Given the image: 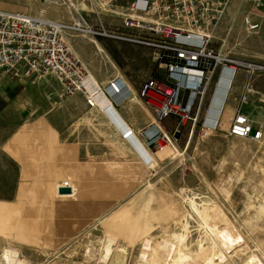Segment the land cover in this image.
Masks as SVG:
<instances>
[{
	"label": "rangeland",
	"instance_id": "rangeland-1",
	"mask_svg": "<svg viewBox=\"0 0 264 264\" xmlns=\"http://www.w3.org/2000/svg\"><path fill=\"white\" fill-rule=\"evenodd\" d=\"M131 1L0 0V9L29 15L45 9L54 21L72 29L70 14L80 4V12L73 10L79 20L115 30L121 24L115 12H122ZM248 15L262 21L264 7L257 10L252 0H233L216 28L214 46L236 58L264 64V33L262 28L245 29L243 19ZM72 30L66 32L67 42L82 62L91 56L96 61L110 57L136 67L139 55L150 53ZM254 78L246 112L264 133L260 94L264 75ZM241 85L238 81L236 93ZM60 89L51 78L36 84L16 80L0 84V264H5L6 250L16 252L25 264H150V252L159 264H170L177 245L173 235L183 234L186 224L188 237L182 252L190 262L185 264H209L204 251L211 245L212 225H227L223 236L231 264H244L250 256L264 264V137L259 141L228 137L227 128L191 133L187 126L176 139L177 120L169 118L162 125L175 138L177 151H160L157 145L148 148L121 115L114 114L147 166L107 140L89 144L83 152L90 156L85 158L71 145L68 128L82 119L72 111L83 107L73 98L85 99L60 97ZM60 127L63 132L56 133ZM66 183L72 193L59 194Z\"/></svg>",
	"mask_w": 264,
	"mask_h": 264
},
{
	"label": "built area",
	"instance_id": "built-area-1",
	"mask_svg": "<svg viewBox=\"0 0 264 264\" xmlns=\"http://www.w3.org/2000/svg\"><path fill=\"white\" fill-rule=\"evenodd\" d=\"M232 1L135 0L122 12H115L121 17L115 30H106L103 24L94 28L79 19L72 30L71 26L48 19L42 11L29 15L0 9V84L5 80L36 84L51 78L61 88L60 97L80 95L90 108H99L101 94L110 100L108 95L120 94L125 86L113 82L103 90L94 82L66 38L68 30L84 29L94 39L103 37L151 50L156 73L145 81L139 96L153 109L156 124L175 118L177 132L187 126L191 133L197 129L202 133L219 132L223 110L220 103L226 104L238 73L246 72L248 82L226 133L228 137L262 140L263 131L254 128L242 107L249 101L252 78L264 73V64L236 58L214 46L216 28ZM252 2L257 10L264 7L262 0ZM243 23L248 32L260 29L251 15L245 16ZM158 72L163 77L157 76ZM214 102L219 105L215 112ZM103 110L116 123L118 119L110 114V105ZM156 124L151 125L153 130L142 133L147 147L157 145L160 151H177L175 138ZM65 187H69L68 183Z\"/></svg>",
	"mask_w": 264,
	"mask_h": 264
},
{
	"label": "crops",
	"instance_id": "crops-1",
	"mask_svg": "<svg viewBox=\"0 0 264 264\" xmlns=\"http://www.w3.org/2000/svg\"><path fill=\"white\" fill-rule=\"evenodd\" d=\"M56 1L58 2L59 0H56ZM133 1L135 0H132L130 3H132ZM57 2H55L54 4H56ZM46 4H48V2H46ZM76 6H77L76 7L77 9L74 8L73 10L76 12L78 11L80 12L81 5L77 4ZM49 8L50 7H48V10ZM73 10H72L73 12L72 14H70V10H69V14H70L71 20L76 21L80 18L78 17L76 13H74ZM45 16L48 19L53 20V17L48 16V12L47 14H45ZM255 16H260V15L256 14ZM252 19L253 21L258 22L260 24V28H262L261 32L264 33V23H263L264 19L262 21L261 19L256 18V17H252ZM140 48H143V47H140ZM143 49L150 51V53L149 54L144 53L145 54L144 57L139 55L140 58L139 59L137 58V60H135L137 61L135 65L136 67L128 66L123 62L117 63L111 60L109 56H108L109 57L108 60L100 59L96 61V59H94V56H91L89 59L86 58L85 62L83 61V63L86 65L87 69L89 70L94 82L98 86H100V88H102L103 90H105L113 82H116L119 85L125 86V88H124V91L118 95H108L110 100H108L106 96L101 94L99 96V105H100L99 108H90L87 105L86 101L80 98L79 96H76L73 98L75 102H78L80 106H83L79 108H74V110H72L77 117L82 118L80 122L79 123L76 122L74 125L69 124V127H68L69 128V140L72 141L71 145L72 144L75 145L76 146L75 148L80 151L79 156H82L85 158H88L90 156L87 151L83 152V150L85 151V149H89V144L95 146L97 143L113 141L119 144L121 149L124 150L126 153H129L133 157H136L138 164L146 165L143 159L140 157L139 152L137 151L133 143L130 141V139L124 136L123 129L120 127L119 124H117V121L115 123V118L114 117L110 118L109 112L107 113V111L103 110L105 106L110 105V109H111L109 110L110 114L112 115L115 114L116 116L117 114L121 115L123 120L131 128H133L135 132H137L140 140L144 141L142 137L144 135L142 133L147 129H151V125L154 124L155 118H154L153 109L146 106L144 100L140 98L139 96V91L141 89L140 86H143V84L145 83L147 79L155 75L156 66L151 61V58L150 59L148 58L151 56V50L146 49V48H143ZM153 68H154V72L152 70ZM243 74L245 75V78ZM260 75H264V73L258 74L255 76L258 77ZM157 76L163 77V74L161 72H158ZM254 77L252 78L251 83H250L252 91L251 93L247 94L249 101L248 103L244 104L242 107V112L245 115H247L246 110L253 97L252 94L254 93V81H256L255 80L256 78ZM238 81L242 85L240 86L241 90L236 93L235 86L238 83ZM260 81L262 82V87H263L264 78H261ZM247 82H248V74L244 71L239 72L236 78L234 79L232 90H231V95L228 98L226 104L225 102L222 104L220 103V105H223L222 107L224 111L221 110L222 107H218V110L222 111L220 113L221 116L219 118L220 120V131L219 132L224 131V129L226 128L227 129L225 130V133L227 132L236 114L239 98L244 93V87L247 84ZM260 94H261V100L264 102V88L261 89ZM110 103H112V106ZM217 106H219L218 102H216V104L214 102V105H213L214 112ZM262 106L264 108V105ZM227 113H228V120L226 119ZM214 115L216 114H213L212 116ZM90 118L96 119V121H92V119ZM162 124L163 123L160 124L161 127L164 128V130L168 131L165 127H163ZM157 128H159V126H157ZM151 130H153V128ZM62 132L63 130L61 127L59 129L56 128V133L61 134ZM73 133L77 135L75 136V140H76L75 143H73ZM78 139L81 140L80 143H77ZM70 149L71 150L73 149L72 146H70Z\"/></svg>",
	"mask_w": 264,
	"mask_h": 264
},
{
	"label": "bare ground",
	"instance_id": "bare-ground-1",
	"mask_svg": "<svg viewBox=\"0 0 264 264\" xmlns=\"http://www.w3.org/2000/svg\"><path fill=\"white\" fill-rule=\"evenodd\" d=\"M45 1L48 2L49 4L50 3H55L57 2L56 0H43V2ZM42 12H44V14L46 13V10L45 9H42L40 10ZM73 29V28H72ZM84 34H87V31L86 30H82L80 31ZM98 48H99V52L102 51V48L99 46L98 44ZM217 110V109H216ZM224 111V110H223ZM101 112V111H100ZM223 115V114H222ZM221 116V115H220ZM226 119L228 120V113L226 114ZM154 124H156V122H154ZM153 124V125H154ZM157 126H159V128L163 129L161 127V125L159 123L156 124ZM164 130V129H163ZM133 132V131H132ZM135 132V130H134ZM135 134L138 136L137 132H135ZM139 137V136H138ZM140 139V138H139ZM146 146V145H145ZM136 148V147H135ZM137 149V148H136ZM138 151V149H137ZM147 151H149V149L147 148ZM150 152V151H149ZM61 188H65V187H60L59 189ZM69 189H71L70 187H68ZM72 193V189H71V192L70 193H66V194H71ZM59 194H62L61 192ZM64 195V194H62ZM187 198V197H186ZM189 199V198H188ZM186 201V200H185ZM188 202V201H187ZM188 203H190L192 209L195 211V212H198L199 213V209L196 207L195 205V201H189ZM205 204V203H204ZM199 205V204H198ZM206 210V209H205ZM215 210V209H214ZM213 210V211H214ZM202 212V211H201ZM197 213V214H198ZM203 213V212H202ZM201 213V214H202ZM207 215V214H206ZM202 216V215H201ZM208 216V215H207ZM206 216V217H207ZM209 217V216H208ZM215 217H220L219 213H216L215 214ZM205 218V217H204ZM206 219V218H205ZM221 220V219H220ZM204 221H207V220H204ZM224 221V220H223ZM176 224V223H175ZM205 225L208 226V223L205 222ZM221 225V223H220ZM224 225V224H223ZM183 227V226H182ZM181 227V228H182ZM209 227H210V224H209ZM207 228V227H206ZM227 229V225H224V227H217L216 225H212V227L209 229V232L211 233V247L209 246V250L208 251H204L205 252V255L207 256V259H209V264H231L230 263V260L228 258V255L226 254V251H227V246H225V241H224V232L225 230ZM183 234H174L173 235V238L175 239L176 244L175 245V254L173 256V260H172V263L170 264H185L186 261H189V257L190 256H187L184 252H182V246L184 245L185 241H186V238L188 237V226L187 224L184 226V230H183ZM174 233V232H173ZM172 236V234H171ZM209 236V235H208ZM170 240V239H169ZM108 241V240H107ZM106 241V242H107ZM174 241V240H173ZM110 242H112V240H110ZM164 242V241H163ZM174 243V242H173ZM209 243V244H210ZM108 244V243H107ZM175 244V243H174ZM111 245V243L109 244ZM107 245L106 247V253L109 254V251L111 250L110 249V246ZM165 245V244H164ZM200 245V244H199ZM147 246H149V244H147ZM153 246V245H152ZM168 246V245H167ZM150 247V246H149ZM166 247V246H165ZM121 248V247H120ZM151 248H156L155 246L153 247H150ZM174 248V246H173ZM169 249V248H168ZM200 250L203 252V247L200 246ZM237 250V249H236ZM5 251V250H4ZM158 251V250H157ZM171 252V250H170ZM231 252V251H230ZM244 251H239L238 254H242ZM151 253V258L148 260L150 261V264H159L158 262L155 261L154 258H156L154 256L153 258V254L152 252ZM154 253V252H153ZM169 253V251H168ZM173 253V252H172ZM156 255V254H155ZM200 255V254H199ZM109 256V255H108ZM107 256V257H108ZM170 256V255H169ZM237 257V256H236ZM167 258V257H166ZM5 260V264H25V261H22L18 258L17 256V253L14 252V251H9V250H6L4 252V259ZM171 260V259H170ZM197 263V262H196ZM190 264V263H189ZM198 264V263H197ZM244 264H263L260 260H258L256 258V256H250L249 258H247L246 262Z\"/></svg>",
	"mask_w": 264,
	"mask_h": 264
},
{
	"label": "water",
	"instance_id": "water-1",
	"mask_svg": "<svg viewBox=\"0 0 264 264\" xmlns=\"http://www.w3.org/2000/svg\"><path fill=\"white\" fill-rule=\"evenodd\" d=\"M179 137H180V133L177 132L175 134V138L178 139ZM59 192H61L62 194H66V193H70L71 190L69 188H61V189H59Z\"/></svg>",
	"mask_w": 264,
	"mask_h": 264
}]
</instances>
